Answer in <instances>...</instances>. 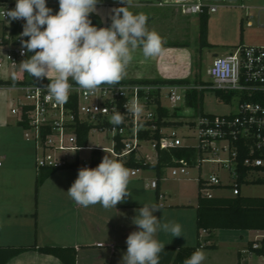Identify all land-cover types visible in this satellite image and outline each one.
I'll use <instances>...</instances> for the list:
<instances>
[{
    "label": "crops",
    "instance_id": "1",
    "mask_svg": "<svg viewBox=\"0 0 264 264\" xmlns=\"http://www.w3.org/2000/svg\"><path fill=\"white\" fill-rule=\"evenodd\" d=\"M161 1L165 0H127L128 10L133 13L142 12L148 17L149 31H155L154 24H160L164 27V33L155 31L162 40L161 53L145 58L138 47L127 66L126 74L119 82L191 80L193 29L195 25L199 28V17L183 14L178 6H161ZM238 1L241 6L236 7L237 12L242 17L244 14L245 16L240 19L237 13H233L231 23L234 26L240 20L241 25H244L247 18V27L252 28V13L248 11L251 8L264 11V0H202L208 7L219 8V4L223 7L220 8L223 10L221 15L212 20L219 23H224L223 19L230 15L232 9L229 6L232 7ZM154 2L158 4L155 5ZM47 6L54 12L59 10L58 0H47ZM124 6L126 5L120 3V0H99L95 14L102 20V26L104 14L110 26L111 21L106 17V11ZM150 9L153 12L148 11ZM192 16H197L196 22ZM233 16L238 18L235 20ZM210 23L209 20L208 42L213 45L210 42ZM246 39L243 28V34L240 32L241 43L234 47L249 46L245 44ZM26 74L31 77L21 68L12 73L1 70L0 80L22 81ZM54 76V72L50 73L49 79ZM11 95L10 87L0 86V246L72 247L77 252L76 264H120L127 251L126 239L137 230L133 224V219L138 214L136 210L144 204H156L160 207L161 210L154 215L162 223L175 222L182 227L183 237H174L169 232L158 230L156 239L161 244L177 249L196 246L198 196L194 205L173 202L167 198L163 180H159L155 171L145 170L141 180H151V183L158 180V188L153 189L156 197L145 194L139 185L140 180L134 179L138 176L137 173L129 179L127 190L130 196L125 197L116 208L105 209L99 204L83 207L67 195L79 169L58 170L36 191V180L41 172L36 166V147L26 137L17 118L10 114L8 104ZM163 175L162 173L161 178ZM253 232L217 230L212 233L213 240L208 241V232L201 231L200 242L215 246L200 249L206 256L203 264H251L254 257L243 255L242 251L253 240L246 234ZM8 264L62 263L53 256L33 250L17 256Z\"/></svg>",
    "mask_w": 264,
    "mask_h": 264
},
{
    "label": "built area",
    "instance_id": "2",
    "mask_svg": "<svg viewBox=\"0 0 264 264\" xmlns=\"http://www.w3.org/2000/svg\"><path fill=\"white\" fill-rule=\"evenodd\" d=\"M160 5L180 7L185 15H200L208 7L202 0H165ZM0 8L14 9L15 4L0 0ZM216 6H209V12L215 13ZM23 19L13 21L10 25L0 21V71L12 68L17 70L19 64L28 56L21 55V43L18 39L23 31H14L15 25L24 24ZM27 40V37L24 38ZM211 78L210 88L215 92L231 93L238 99L236 114L213 116L198 114L199 136L197 147L182 145L176 129L180 126L159 127L158 109L161 106L169 112L164 122L183 124L187 106V94L192 90H203L201 85H162L145 83L102 84L95 91H86L72 83V88L65 103H56L50 98L46 86L48 83L8 86L16 96L11 98L10 112L17 118L24 129L26 137L36 147V166L41 169H61L80 165L91 168L92 162H101V153H109L112 159L123 164L130 161L151 163L149 154L144 155V145L148 144L156 151L171 154V178L189 176L193 168L199 172L198 184H201L203 196L212 198L211 191L224 187L216 174L202 178L204 164L216 165L227 172L232 181L233 197L241 195L239 150L234 145L242 140L248 146L250 157L242 165L249 168L246 182L264 178V172L257 171L264 167V46H239L224 57H217L208 69ZM163 92L170 107L163 102ZM133 104L141 107L139 114L127 109ZM114 111L124 114V122L115 127L109 122ZM173 111V112H171ZM176 113V114H175ZM177 115V116H174ZM179 115V116H178ZM196 117V116H195ZM87 129V144H80L82 130ZM171 129L170 133L165 130ZM111 134L112 147L95 148L88 146L92 132ZM159 132L160 138L154 135ZM149 133V138H147ZM227 146L220 148L219 143ZM191 148L196 154L190 158H178L173 152ZM89 152L91 159H81L80 154ZM227 158L221 159L220 153ZM260 154V157H256ZM211 156L212 158H209ZM2 163L0 162V167ZM137 174L133 169L132 176ZM162 180H166L163 177ZM158 188V180L149 186ZM162 198V196H160ZM255 236L243 255L264 259V231H254Z\"/></svg>",
    "mask_w": 264,
    "mask_h": 264
},
{
    "label": "clouds",
    "instance_id": "3",
    "mask_svg": "<svg viewBox=\"0 0 264 264\" xmlns=\"http://www.w3.org/2000/svg\"><path fill=\"white\" fill-rule=\"evenodd\" d=\"M98 2L58 0L59 10L55 13L47 6V0H15L14 9L0 8L3 24L25 21L18 39L21 55L28 58L19 66L36 80L47 79V93L56 103L68 100L72 83L86 91H95L102 84L118 83L138 47L145 58L162 51L161 37L148 30V17L128 10L127 0H120L126 6L112 9L110 26H94L89 17L96 11ZM53 72L54 78L49 79ZM127 110L139 114L141 107L133 104ZM109 122L115 130L124 122V114L114 111ZM128 184L129 170L122 162L105 155L97 167L80 168L66 193L83 207L99 204L105 209L116 208L130 196ZM160 210L156 204H144L136 210L133 224L137 230L127 237V251L120 264H160L165 245L156 239L158 230L183 237L179 223H162L154 215ZM205 259L204 251L198 249L184 264H203Z\"/></svg>",
    "mask_w": 264,
    "mask_h": 264
},
{
    "label": "trees",
    "instance_id": "4",
    "mask_svg": "<svg viewBox=\"0 0 264 264\" xmlns=\"http://www.w3.org/2000/svg\"><path fill=\"white\" fill-rule=\"evenodd\" d=\"M92 20L94 26L102 27V20L100 17L93 13L89 17ZM209 9L204 8L203 13L199 15V44L200 49L211 47L212 45L208 42V29H209ZM23 24L15 25L14 31L17 32L23 29ZM241 34H243V24L241 25ZM28 55H31L28 54ZM28 58V57H27ZM26 58V59H27ZM200 81L197 79L192 82L191 80L182 81H130V82H119V83H145V84H162V85H191L198 84ZM36 83H49L48 80H36L35 78L26 77L24 80H0V86H15V85H32ZM202 83V82H200ZM217 97L224 103L229 105L235 95L231 93L216 92ZM204 90H192L187 94V106L191 109L196 110L201 115H204ZM159 120L156 124L161 127H172L181 126V123L175 122H164L163 119L169 118V112L162 108L158 109ZM176 114V113H175ZM174 116H177L175 115ZM179 116V115H178ZM87 129L84 128L80 135V144H87ZM149 138V133H147ZM155 139H159L160 135L157 132L154 135ZM239 150V162H240V181L239 186L245 184H257L264 185V178L255 179L252 182H246L247 175L250 171L249 168L243 167V161L250 157V151L248 145L239 140L234 143ZM173 154L178 158H190L196 154L195 149L183 148L174 151ZM260 154H256V157H260ZM99 162H92L91 168H95L99 165ZM127 169L135 170H155L156 174L161 180V175L164 169L171 166V154L167 152L158 153L157 163H145L143 161L135 162L130 161L129 163L123 164ZM82 166L73 165L67 166L61 169H41L40 174L36 180V191L39 187L58 170L62 169H80ZM257 171L264 172V167L258 168ZM199 196L197 205V218L196 225L198 231V242L194 247H165L159 257L160 264H184L185 260L188 259L196 250L202 248H214V245H203L200 242V232L205 231L209 234V239L213 240L212 233L217 230H237V231H264V197H212L208 198L201 193V184H199ZM38 250L40 253L47 254L57 258L62 264H76L77 252L72 247H39L36 246H0V264H8L11 260L17 256L24 254L29 251Z\"/></svg>",
    "mask_w": 264,
    "mask_h": 264
},
{
    "label": "rangeland",
    "instance_id": "5",
    "mask_svg": "<svg viewBox=\"0 0 264 264\" xmlns=\"http://www.w3.org/2000/svg\"><path fill=\"white\" fill-rule=\"evenodd\" d=\"M8 4H15V0H5ZM155 5L158 4V2H154ZM218 12L211 13L210 12V42L213 44L211 47L205 48L203 50L200 49V44L198 40V33L199 28L197 25L194 26L193 29V37L194 40L192 41V49L194 50V59H193V65H192V71H191V81L194 82L196 79L202 83H198L195 85H201L202 89L204 90V113L208 115L213 116H223V115H230V114H236L238 112V99L234 98L233 101L227 105L222 100H220L216 92L211 90L210 83L211 78L208 75V69L211 67L213 61L217 57H224L230 52H232L237 46L241 43L240 40V32H241V23L240 20L238 23H236L234 26L231 23L232 15L233 13H237V15L241 18L240 13L237 12V8H240L241 4L240 2H235L232 7L229 6V8H232L229 12L230 15L223 19L224 23L216 22L215 20L212 21L215 17H218L222 13L223 7L219 4ZM220 8H222L220 10ZM226 7H224L225 9ZM115 9V8H112ZM112 9L109 11H106V17L108 16L110 18V15L112 14ZM155 9V8H154ZM150 12H153V10H148ZM97 10L94 12L96 13ZM228 12V13H229ZM252 13V17L250 18V21L253 23L252 28L247 27V22L249 19L245 18V24L243 25L244 32L247 35V41L245 44L247 45H253V46H264V30L262 27H264V11H260L257 8H251L250 11ZM55 13V12H54ZM103 14V13H102ZM103 26L102 27H108L107 20L105 18V15L103 14ZM199 17V15H198ZM234 17V16H233ZM193 21L196 22L197 16H192ZM230 18V19H229ZM235 20L238 17H234ZM154 30L159 31L160 34L164 33V27L163 25H155L154 24ZM28 39V38H27ZM14 69L9 68L7 71L12 73ZM16 96V93L12 91V95L10 96V102L11 98ZM0 102L2 100L0 99ZM10 102L8 105H10ZM163 102L167 107H170V104L168 100L165 99V93L163 92ZM10 111V108H9ZM185 118L182 119L183 124L176 129V132L182 141V145L185 147H197L198 146V136H199V125H198V112L194 109H191L190 107L184 108ZM173 112V111H171ZM11 114V112H10ZM196 116V117H195ZM166 133H170L171 129L165 130ZM88 146L95 147V148H111L112 147V140H111V134L106 132H98L94 131L90 135V139L88 142ZM227 146L226 143L221 142L219 143V147H225ZM146 151L149 154L150 162L154 163L157 160V153L154 151L150 145L145 144L144 145V155H146ZM105 155H109L107 152L101 153V158H103ZM38 156V153H36V158ZM89 152H83L80 154L81 159H91ZM221 159H226L227 154L226 153H220ZM209 158H212L209 156ZM129 170V179H131V172L133 169ZM148 171H155V170H148ZM145 170H137L138 176L134 179L140 180L139 185L143 189L146 195H149L150 197H156L155 190L150 189L149 186L151 185V180H141V177ZM156 174V171L154 172ZM164 177H166V180H163L162 184L164 185L165 193L167 195L168 199H172L173 202L177 203H185V204H196L197 202V196H199V184H198V177L199 172L197 169L193 168L189 171V176L180 178V179H174L171 178V171L170 169H164L162 172ZM218 175L220 180L222 181L224 187L221 188H215L211 191L213 197H233V189L232 187H229L233 185L232 181H229L227 178V172L223 170L222 168L217 167L216 165L212 164H204L202 167V178L208 177L212 174ZM36 190V187H35ZM241 196L242 197H264V185H257V184H245L241 187ZM248 238L253 239L255 236V233H248L246 234ZM251 264H264L263 258H257L254 257L252 259Z\"/></svg>",
    "mask_w": 264,
    "mask_h": 264
}]
</instances>
